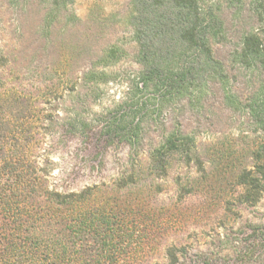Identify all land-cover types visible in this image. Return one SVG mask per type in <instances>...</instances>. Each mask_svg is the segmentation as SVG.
<instances>
[{"label": "rangeland", "instance_id": "rangeland-1", "mask_svg": "<svg viewBox=\"0 0 264 264\" xmlns=\"http://www.w3.org/2000/svg\"><path fill=\"white\" fill-rule=\"evenodd\" d=\"M259 2L203 0L221 23L210 38L219 73L194 97L170 100L133 93L142 65L132 0H74L60 9L51 0H0V105L13 99L14 112L26 110L28 154L47 173L45 186L90 187L87 211L118 214L123 206L138 239L121 264H166L171 246L184 248L183 264H264L253 233L264 226V193L243 202L237 183L264 150V62L240 54L249 33L264 45ZM92 71L97 80L86 77ZM131 102L141 108L135 118ZM122 115L139 125L131 142L110 131ZM171 133L184 139L162 172L152 156Z\"/></svg>", "mask_w": 264, "mask_h": 264}, {"label": "trees", "instance_id": "trees-1", "mask_svg": "<svg viewBox=\"0 0 264 264\" xmlns=\"http://www.w3.org/2000/svg\"><path fill=\"white\" fill-rule=\"evenodd\" d=\"M73 1L51 0V4L60 9ZM202 2L132 0L130 23L142 65L132 87L135 95L150 89L170 100L192 98L219 73L210 38L219 33L221 23L213 5L203 7ZM258 16L264 21V0L258 3ZM240 54L248 63L264 62V45L257 33L245 36ZM86 77L98 79L93 71ZM9 100L0 105V264H121L138 239L125 220L123 206L118 214L104 209L87 211L90 187L64 193L45 186L47 173L38 169L35 157L28 154L33 130L24 128V123L28 124L26 110L16 107L15 113L10 107L14 101ZM129 105V114L135 118L141 108L132 109L134 102ZM124 115L112 122L110 131L122 133L131 142L139 125L129 123ZM183 139L171 133L154 152L152 157L162 172L166 171V154L180 150ZM261 152L255 155L254 168L237 176V183L244 188L240 195L243 202L255 204L264 193V150ZM187 158L191 160L189 155ZM253 233L264 246V226H257ZM183 254L184 248L169 247L166 264H183ZM253 254L252 248L246 259Z\"/></svg>", "mask_w": 264, "mask_h": 264}]
</instances>
